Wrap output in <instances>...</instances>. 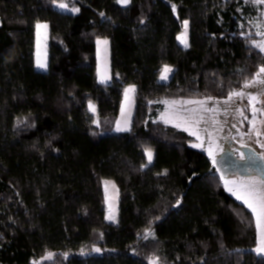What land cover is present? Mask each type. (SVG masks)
<instances>
[{
  "label": "trees",
  "instance_id": "1",
  "mask_svg": "<svg viewBox=\"0 0 264 264\" xmlns=\"http://www.w3.org/2000/svg\"><path fill=\"white\" fill-rule=\"evenodd\" d=\"M62 1L79 11L55 9ZM38 22L50 25L46 72L35 69ZM262 32L254 0H0V264L51 251L42 264H264L253 213L194 136L159 119L166 101L224 98L252 79ZM99 37L111 40L106 85ZM167 65L173 78L161 83ZM129 85L131 129L94 140L88 104L111 128ZM104 179L119 190L117 224L106 220Z\"/></svg>",
  "mask_w": 264,
  "mask_h": 264
},
{
  "label": "rangeland",
  "instance_id": "2",
  "mask_svg": "<svg viewBox=\"0 0 264 264\" xmlns=\"http://www.w3.org/2000/svg\"><path fill=\"white\" fill-rule=\"evenodd\" d=\"M66 5V7H60V5ZM54 8L68 13H76L77 11H73V9H78V7L72 5L69 2L62 1L54 4ZM36 25H47L46 28L36 26V56H35V69L40 72H46L49 66V23L48 22H38ZM184 27V26H183ZM185 32V28H184ZM183 32V33H184ZM187 36H189V21L187 24ZM182 34V33H181ZM180 34V35H181ZM107 41V44L98 43V41ZM110 39L107 37H99L96 40V57H97V77L99 82L103 79V84L112 83L111 73V44ZM180 41V40H179ZM181 42V41H180ZM39 63H46V68H39L37 65ZM171 69L169 72L168 79L161 80L158 78L159 82L167 83L170 81L174 73L175 67L171 65H167ZM164 69V67H163ZM163 70L160 73V77ZM255 77V76H254ZM253 77V78H254ZM250 79L249 81L253 80ZM261 79H264V74L261 75ZM244 86V85H243ZM241 87L234 91H244L245 95L243 97H235L230 102L225 103L228 100V96L224 98H211V99H200V100H170L166 101L165 108L159 112V119L165 121L166 123H170L169 125H173L179 129L186 131L188 134L192 132H197L198 129L194 125L193 121L203 118L199 125V135L201 136V140L205 141L204 148L195 147L199 150H202L207 154V156L212 159L208 151L207 144V136L203 129H207L208 132L212 133V151L215 154L216 158L223 153L225 150H230L234 153V155L240 160L244 158V150L246 148L255 150L256 153L261 155L264 160V84L256 83L253 86L245 89ZM134 87V92H128L126 94V90ZM137 85H129L124 89L123 100L121 104V110L119 111L118 116L116 117V122H114L113 127L108 128L106 124H108L109 120L101 119L98 113V107L94 102H90L95 106L96 111L92 112L95 116V123L98 126V132L92 135L94 140H98L100 137L109 135V134H123L131 129L132 123H134V113L136 109V95H137ZM254 95L257 97L255 102H250L248 95ZM188 101H206L207 103L203 106L196 103H186ZM175 102V103H173ZM89 103V104H90ZM88 104V108H89ZM253 106L256 111L255 116L253 115ZM207 109V110H205ZM239 110V111H238ZM240 111L243 112V115H240ZM247 117V119H245ZM215 121V123H214ZM235 125V127H233ZM119 129V130H118ZM259 133V134H257ZM191 135V134H190ZM194 136V135H192ZM195 138V143L198 144L200 141ZM154 157V152L151 151ZM152 159V162H153ZM217 160V159H216ZM152 162L150 164H152ZM147 161V165H150ZM216 168V165H215ZM249 178L260 180L264 179L259 176L258 173L250 174L249 176H240L239 175H231L224 180L228 181H241L247 180ZM224 180L223 183H224ZM110 182L107 186L105 182ZM114 185V187H113ZM225 188V183L223 184ZM229 187H233L229 184ZM103 189L105 195V203H106V220L111 224H117L119 220V190L113 181V179H104L103 180ZM227 193L232 195L238 202L242 203L241 200H238L235 195H233L226 188ZM244 205V203H242ZM249 209V208H248ZM251 211V210H250ZM252 212V211H251ZM113 217V219H109V217ZM254 216V215H253ZM255 219V217H254ZM256 224V223H255ZM150 233V234H149ZM148 237H155V233L153 231L148 232ZM258 237V233H257ZM257 248V245H256ZM255 248V249H256ZM254 249V252H256ZM51 253V259L55 256L54 252H48L45 255L36 258L32 264H42L47 261H51V259H47V255ZM89 253H101V250L98 248L93 249ZM257 253V252H256ZM87 254L86 251H83L82 255ZM264 256V255H262ZM153 261H150L149 264H153ZM158 262V261H157Z\"/></svg>",
  "mask_w": 264,
  "mask_h": 264
},
{
  "label": "snow or ice",
  "instance_id": "3",
  "mask_svg": "<svg viewBox=\"0 0 264 264\" xmlns=\"http://www.w3.org/2000/svg\"><path fill=\"white\" fill-rule=\"evenodd\" d=\"M119 2L126 6L130 3V0H119ZM255 3H262L264 4V0H254ZM60 7H66V5L61 4ZM173 10H175V5H173ZM73 11H79V9H73ZM187 24L188 22L185 21L184 22V28H185V32L182 33L178 39L181 41V43L184 44L185 47H188V43H187V39H186V31H187ZM38 28L40 27H44L46 28L47 25H37ZM260 35H264V32L259 33ZM98 43H103V44H107V41H98ZM254 47L259 48L261 51H264V41H260V42H256L254 43ZM39 68H46L47 65L46 63H39L37 65ZM171 72V69L167 66L164 67L163 72L161 74L160 79L161 80H166L168 79V73ZM264 74V67H261L259 69V71L255 74V77L253 78V80L251 81H247L244 84V88L247 89L251 86H253L256 83H262L264 84V79H261V75ZM101 82H104V80L102 79ZM134 87H131L129 89L126 90V94L128 92H134ZM245 95L244 91H233L231 93H229L228 96V100L225 101V103L230 102L233 98L235 97H243ZM249 101L250 102H255L257 97L254 95L249 94L248 95ZM211 99V98H209ZM175 103V102H173ZM186 103H196V104H200L201 106L205 105L207 102L206 101H188ZM89 110L92 112H95V106L92 105L91 103L89 104ZM207 110V109H205ZM239 111V110H238ZM256 111H259L257 109H255V107L253 106V115L255 116ZM240 115H243V112L240 111ZM203 118L201 117L200 119H197L195 121H193L194 125L197 127L198 131L197 132H192L190 133L191 135L196 136V139L198 141H200V143L198 144H193V147H200V148H204L205 145V141L201 140V136L199 135V125L201 123V120ZM245 119H247V117H245ZM215 123V121H214ZM233 127H235V125H233ZM119 130V129H118ZM203 131L205 132L206 136H207V144H208V148L206 149L208 151L209 156L212 158V163L213 166L215 167L217 160H216V156L212 151V145H213V140H212V133L208 132L207 129H203ZM259 134V133H257ZM146 156H147V161L150 164L152 162L153 159V154L150 150L146 151ZM147 166V165H145ZM167 172L165 171L164 173H162V175H166ZM221 179L224 180V177L221 176ZM110 182L106 181L105 184L106 186L109 184ZM225 183V188L230 191L233 195L236 196V198L238 200H241L242 203H244V205L249 208L254 217H255V223H256V228H257V233H258V242H257V248L255 249V251L257 252L258 255H264V179H260V180H256V179H252L249 178L247 180H241V181H228V180H224ZM229 184H231L233 187H229ZM114 187V185H113ZM109 219H113V217H109ZM150 234V233H149ZM52 254L49 253L47 255V259H51ZM153 264H158V262L156 260L153 261Z\"/></svg>",
  "mask_w": 264,
  "mask_h": 264
},
{
  "label": "water",
  "instance_id": "4",
  "mask_svg": "<svg viewBox=\"0 0 264 264\" xmlns=\"http://www.w3.org/2000/svg\"><path fill=\"white\" fill-rule=\"evenodd\" d=\"M216 159L218 172L224 178L239 174L240 176H249L253 173H258L259 176L264 178V160L255 150L246 148L244 150V158L240 160L231 149H228Z\"/></svg>",
  "mask_w": 264,
  "mask_h": 264
},
{
  "label": "crops",
  "instance_id": "5",
  "mask_svg": "<svg viewBox=\"0 0 264 264\" xmlns=\"http://www.w3.org/2000/svg\"><path fill=\"white\" fill-rule=\"evenodd\" d=\"M186 39H187V43H188V45H189V36H187V33H186ZM180 42V41H179ZM181 43V42H180ZM181 45H183L184 46V44L182 43ZM185 47V46H184ZM165 105H166V103H165ZM164 108H165V106H164ZM161 120V119H160ZM161 121H163V120H161ZM163 122H165V121H163ZM166 123V122H165ZM170 124V123H169ZM216 170H217V172H218V169H217V167H216ZM219 173V172H218Z\"/></svg>",
  "mask_w": 264,
  "mask_h": 264
}]
</instances>
